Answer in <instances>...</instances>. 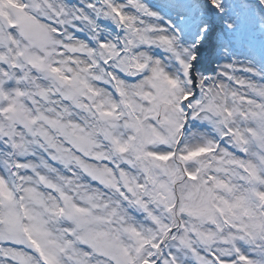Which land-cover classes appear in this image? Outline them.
<instances>
[{"label": "snow or ice", "instance_id": "snow-or-ice-1", "mask_svg": "<svg viewBox=\"0 0 264 264\" xmlns=\"http://www.w3.org/2000/svg\"><path fill=\"white\" fill-rule=\"evenodd\" d=\"M262 10L0 0V264H264V72L194 67Z\"/></svg>", "mask_w": 264, "mask_h": 264}, {"label": "rangeland", "instance_id": "rangeland-1", "mask_svg": "<svg viewBox=\"0 0 264 264\" xmlns=\"http://www.w3.org/2000/svg\"><path fill=\"white\" fill-rule=\"evenodd\" d=\"M149 3L152 0H148ZM255 3L256 0H253ZM236 32L230 47L217 50L214 46L219 43V29L222 27L217 24L213 28L212 34L208 37L209 43L205 45L206 51L198 57V63L194 67L204 75L213 76L219 68V62H236L243 65H250L257 70L264 72V10L256 12L255 15L239 19L234 18ZM227 45L228 42L225 41ZM241 75H249L241 73ZM264 83V81H260Z\"/></svg>", "mask_w": 264, "mask_h": 264}, {"label": "bare ground", "instance_id": "bare-ground-1", "mask_svg": "<svg viewBox=\"0 0 264 264\" xmlns=\"http://www.w3.org/2000/svg\"><path fill=\"white\" fill-rule=\"evenodd\" d=\"M222 64L221 62H219V64H217V67L219 68V65Z\"/></svg>", "mask_w": 264, "mask_h": 264}]
</instances>
